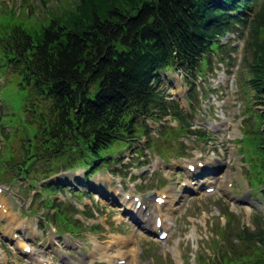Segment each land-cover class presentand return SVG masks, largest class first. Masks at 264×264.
Returning <instances> with one entry per match:
<instances>
[{
    "label": "trees",
    "instance_id": "1",
    "mask_svg": "<svg viewBox=\"0 0 264 264\" xmlns=\"http://www.w3.org/2000/svg\"><path fill=\"white\" fill-rule=\"evenodd\" d=\"M227 34L249 37L251 57L243 86L253 91L255 103L264 104V0H74L63 19L51 20L38 33L20 26L5 29L0 67L45 107L29 115L27 124H14L15 119L12 126L0 124L1 129L10 125L3 132L2 170L12 161L13 180L21 177L31 184L40 179L31 175L36 164L50 175L77 166H87L90 173L133 140L143 137L151 146L154 129L148 120L168 117L177 121L180 134H196L191 117L164 89L162 74H181L191 86L188 102H195L196 78L205 75L214 57L233 60L231 53L223 60L220 56L227 48L236 51L231 40L223 41ZM247 112L259 117L263 128L239 141L259 142L264 169V110L249 104ZM158 127L160 136L169 134ZM17 134L22 143L16 158L8 142ZM255 179L264 184V175ZM55 186L48 183L44 190L52 192ZM43 201L53 209L50 218L59 228L77 230L80 222L67 216V208L49 198ZM86 215L93 217L88 210ZM222 231L226 243L220 249L215 244V254L202 264H234L241 256H251L253 247L264 248V227L241 226L244 235L237 241L227 240L226 226Z\"/></svg>",
    "mask_w": 264,
    "mask_h": 264
},
{
    "label": "rangeland",
    "instance_id": "2",
    "mask_svg": "<svg viewBox=\"0 0 264 264\" xmlns=\"http://www.w3.org/2000/svg\"><path fill=\"white\" fill-rule=\"evenodd\" d=\"M73 1L0 0V35L12 26H20L31 34L38 33L48 26L51 20L63 19L65 13L72 8ZM231 38H234L232 40L237 46L236 51L232 52L227 48L220 56L223 60L227 53H231L233 60L230 63L227 59L221 62L219 58L214 57L211 67L205 69L207 71L204 79L209 77L208 83L200 82L196 89L199 97L198 102L194 104L197 107L194 118L202 124L207 123L214 127L210 131L213 141L184 138L180 135L177 121L168 117L161 121L148 120L151 128L155 127L160 132L157 125L161 124L162 128H167L169 134L162 137L157 135L153 128L152 134L156 139H153L150 149L144 147L146 138L142 137L139 141L133 140L130 145H126L114 155L110 154L111 158L107 163L97 166L101 170L95 171L98 173L90 174V178L86 179L85 182L90 183L89 186H86L83 180L78 183V186H82L85 192L91 195L74 196L75 211L67 208L65 204L68 198H72V193L69 192L72 187L70 179L83 175V170L78 169V166L71 172H61L49 178L50 174L41 172L36 164L31 170V175L40 179L31 184L21 177L13 180L14 162L7 161L3 170L0 163V203L3 202L9 210L8 215L0 213V244L4 246V241L10 235L16 234L21 243H33L36 251L43 250L48 245L56 257L52 258L54 264H61L58 258L61 262L67 260V264H117L118 260H123V264H202V259L215 254L217 242L219 246L226 243L220 236L221 226L225 225V215L229 212V221L232 222L227 226L228 241L244 235L240 231L241 226H248L251 230L264 227V196L259 192L264 184H258L255 179L260 174L264 175L263 165L260 166L262 150L259 148V142L239 141L244 138L251 139L258 127L263 128L259 117L247 112L248 105L262 111L264 104L255 103L253 91L246 90L243 86V80L248 76L246 70L251 57V50L247 45L249 37L244 35L238 38L233 34ZM162 78L165 80L164 89L177 100L189 90L190 85L184 86L182 76L178 72H166L162 74ZM16 79L11 72L0 67V114L3 115L0 124H11V119H15L14 124H27L29 115L38 108L42 110L45 107V103L36 100L31 92L15 86ZM210 84L213 89L216 88L214 97H209H212L211 101L207 97L203 98L206 93L213 91L210 90ZM220 116L225 118L226 124H223ZM9 127L10 125H6L1 129L0 126L2 152L6 146L3 132L6 129L9 131ZM21 139V135L17 134L8 142V146L15 149L14 156L22 143ZM181 142L182 145L179 144ZM178 146L183 148L180 153H183L185 158H175L174 155L180 151ZM139 149L140 152L137 151ZM122 153L123 157L119 159L123 160L114 161V158L120 157ZM199 159L204 163L213 160L212 169H219L213 180L217 187L213 192L199 191L198 183L202 180L199 179L193 181L195 193L187 194L181 182L188 180L174 168L178 167L185 172L190 162H197ZM169 161L170 169H166L162 162L167 164ZM108 167L116 171L113 174L103 171L102 168ZM46 175L47 180L61 183L55 192L44 190L43 180ZM246 182L251 184L250 187ZM148 192L166 194L161 209L155 210L152 197L149 198L151 215L135 209L141 218L147 220L150 228L154 227L153 217L160 215L163 228L167 231L163 240L128 219L122 211L124 205L105 197V194L110 193L112 196L116 195V200L119 201V198L122 200L126 194L125 201L128 207H131L133 195L136 198H145ZM47 198L57 200L62 208H67V216L82 221L79 229L77 228V234L61 233L68 240L58 242L54 233L57 225L53 220H50L47 226L42 225L45 223L44 217L52 212V209L42 204ZM32 210L35 211L34 214L29 213L33 212ZM86 210L93 213L92 218H88ZM1 245L0 264H25L14 252H5ZM258 248L259 250L255 251L253 247L249 250L251 256H241L234 264H264V248ZM45 258L49 259V254H46Z\"/></svg>",
    "mask_w": 264,
    "mask_h": 264
},
{
    "label": "bare ground",
    "instance_id": "3",
    "mask_svg": "<svg viewBox=\"0 0 264 264\" xmlns=\"http://www.w3.org/2000/svg\"><path fill=\"white\" fill-rule=\"evenodd\" d=\"M141 203L146 204V201L143 199V201L141 200ZM155 206H156L157 208H159L160 205L155 204ZM127 208H129V207H127ZM134 208H135V206H134ZM154 224H155V221H154Z\"/></svg>",
    "mask_w": 264,
    "mask_h": 264
}]
</instances>
